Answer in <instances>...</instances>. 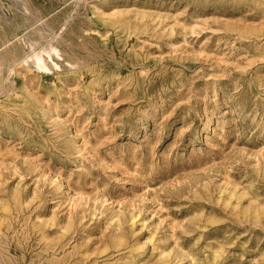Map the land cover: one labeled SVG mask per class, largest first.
<instances>
[{"label":"rangeland","instance_id":"rangeland-1","mask_svg":"<svg viewBox=\"0 0 264 264\" xmlns=\"http://www.w3.org/2000/svg\"><path fill=\"white\" fill-rule=\"evenodd\" d=\"M0 264H264V0H0Z\"/></svg>","mask_w":264,"mask_h":264},{"label":"bare ground","instance_id":"bare-ground-1","mask_svg":"<svg viewBox=\"0 0 264 264\" xmlns=\"http://www.w3.org/2000/svg\"><path fill=\"white\" fill-rule=\"evenodd\" d=\"M55 54L58 55L57 52H55ZM47 55V60L43 57L42 54L39 53L33 54L31 57H29V59H31L32 65L39 71L49 72L50 68L52 67H54L55 69L58 68V65L53 60L52 55H49V53H47ZM29 61L26 59L24 62L29 63Z\"/></svg>","mask_w":264,"mask_h":264}]
</instances>
